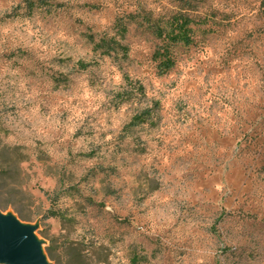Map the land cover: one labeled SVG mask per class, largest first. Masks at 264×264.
Masks as SVG:
<instances>
[{
    "label": "rangeland",
    "instance_id": "1",
    "mask_svg": "<svg viewBox=\"0 0 264 264\" xmlns=\"http://www.w3.org/2000/svg\"><path fill=\"white\" fill-rule=\"evenodd\" d=\"M47 1L0 0V211L50 264H264V0Z\"/></svg>",
    "mask_w": 264,
    "mask_h": 264
},
{
    "label": "water",
    "instance_id": "2",
    "mask_svg": "<svg viewBox=\"0 0 264 264\" xmlns=\"http://www.w3.org/2000/svg\"><path fill=\"white\" fill-rule=\"evenodd\" d=\"M36 229V225L0 211V264H50Z\"/></svg>",
    "mask_w": 264,
    "mask_h": 264
},
{
    "label": "trees",
    "instance_id": "3",
    "mask_svg": "<svg viewBox=\"0 0 264 264\" xmlns=\"http://www.w3.org/2000/svg\"><path fill=\"white\" fill-rule=\"evenodd\" d=\"M27 2V8L30 13H32L35 9L39 7H47L49 6V2L47 0H26ZM191 23V20L185 16H179L174 19L172 22V30L171 33L167 35V37L172 41L173 43H180L181 41H187L188 35H189V29L188 26ZM159 31V35L162 36L163 32L161 30ZM117 43L114 41H109L106 38H103L97 45L96 49H103L105 55H110L112 51L116 50ZM160 53H163V56H166V61L164 63L165 68L163 69V72L170 68L173 64V61L170 58V50L169 48H161ZM83 64V63H82ZM82 67H86V65H82ZM152 118V111L151 110H145L144 112L135 115V117L130 121L129 125L127 126V129H134L137 126L144 125L145 123L149 122ZM3 170L0 165V188H1V179L3 175ZM1 191V190H0ZM1 207V205H0ZM3 207V206H2ZM47 254L51 260L54 261L53 255L50 251V249L46 248Z\"/></svg>",
    "mask_w": 264,
    "mask_h": 264
}]
</instances>
